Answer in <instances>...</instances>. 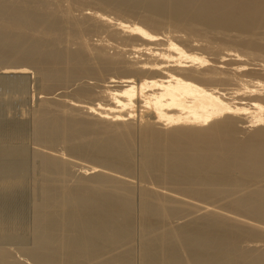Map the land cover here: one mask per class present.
<instances>
[{
	"label": "bare ground",
	"instance_id": "bare-ground-1",
	"mask_svg": "<svg viewBox=\"0 0 264 264\" xmlns=\"http://www.w3.org/2000/svg\"><path fill=\"white\" fill-rule=\"evenodd\" d=\"M76 4L119 18L89 8L91 14L76 16ZM126 16L139 22L121 19ZM101 23L113 41L100 36L98 43H88L86 35L105 31ZM164 26L202 37L210 51L218 40L240 52L228 50L208 59L169 35L153 33ZM241 55H264V0H0L4 80L27 75L30 67L37 85L53 94L54 87L75 78L116 73L101 86L96 95L102 101L94 105L68 101L63 106L44 96L37 109H28L33 112L28 120L31 144L41 148L32 150L36 198L33 212H26L33 214V246L29 236L23 242L32 248L16 240L24 248H18L25 254L20 255L37 264H135L133 240L138 233L139 264H264L262 249L242 245L264 228L247 226L238 217L264 222V82L243 77ZM18 85L23 90L26 86L18 83L14 89ZM94 91L83 84L74 94L87 98ZM137 103L141 114L136 124ZM18 126L11 127L15 142L9 143L0 123L1 238L23 235L17 225L27 203H21L19 193L31 167L23 162L29 154ZM59 146L78 160L65 158L56 150ZM136 157L142 181L172 187L204 204L145 184L136 190L137 201L132 182L124 177L134 174ZM212 203L235 215L211 209ZM193 207L200 214L185 218ZM2 246L0 264H23L11 255L12 248Z\"/></svg>",
	"mask_w": 264,
	"mask_h": 264
},
{
	"label": "rangeland",
	"instance_id": "rangeland-1",
	"mask_svg": "<svg viewBox=\"0 0 264 264\" xmlns=\"http://www.w3.org/2000/svg\"><path fill=\"white\" fill-rule=\"evenodd\" d=\"M77 5V6H76ZM75 5V7L73 6L72 7V10H74V9H76V10H74V12H73V14H76V16H78V15H81V13L83 12V13H87L88 15L89 14H91V12L93 11H97V12H99V13H102V14H106V15H108L109 17H111V18H113V20L114 19H117V18H119V16H117V15H115L114 13H112V12H110V11H108V10H104V9H102V8H98V7H95V6H91V5H87V4H80V5H78V4H76ZM85 8V9H84ZM90 9V11H89V9ZM83 9V11H81ZM76 11V12H75ZM86 11V12H85ZM78 12V13H77ZM89 12V13H88ZM78 14V15H77ZM121 19H123V20H126V21H129V22H139L138 21V19L137 18H133V17H128V16H126V17H122ZM95 20V21H94ZM92 19L91 18V21H94V22H96V23H98V24H100V21L99 20H97V19ZM102 25V28H104L105 29V31L102 29V30H100L99 32H94V33H91V34H88V36L86 35L85 36V39H87L88 40V43L90 42V43H98V41H99V39H101V37H104L105 36V38H102V39H104V40H109V41H113V40H110V39H112L111 37H110V35L107 33L108 31V29H107V27H103V23H101ZM104 25H106V24H104ZM108 26V25H107ZM168 29H170L169 31H167ZM152 31H154L153 33H159V34H161V36H168V37H171L172 39H173V41L174 42H176V43H179L180 45H183V47L187 50V51H189V52H193V53H197V54H200V55H204L205 57H209L208 59H213L214 57H216L217 56V58L219 57V56H222V54L221 53H224V51L225 52H228V50H231V52H233V53H235L236 51L237 52H240L239 50H235L234 51V49L232 48V47H230L229 45L228 46H226L225 45V43H222V42H219L218 40L215 42V44H214V48L212 49V51H210V50H208L207 49V47H206V41L204 40V39H202V37L200 38V37H198V35H195V34H187V33H185V32H182V31H176V32H174V30L172 29V28H169V27H166V26H164V27H161V28H159V29H152ZM168 32V33H167ZM104 33V34H103ZM97 34V35H96ZM101 34V35H100ZM121 33H118V36L120 35ZM90 35V36H89ZM121 35H123V33L121 34ZM96 36H101L100 38L99 37H97L96 38ZM117 36V37H118ZM120 37V36H119ZM188 38V39H187ZM98 39V40H97ZM86 40V41H87ZM93 40V41H92ZM97 42H96V41ZM116 40H117V42H118V39L116 38ZM183 40V41H182ZM186 40V41H185ZM120 42L119 43H121V42H126V41H121V40H119ZM133 41V40H132ZM135 42V41H134ZM126 43H128V42H126ZM129 43H131V42H129ZM222 43V44H221ZM202 44V45H201ZM204 44H205V46H204ZM224 44V45H223ZM186 45H189L188 47L186 46ZM219 46V47H218ZM222 46H224V47H222ZM222 47V48H221ZM227 49H226V48ZM231 48V49H229V48ZM204 48H205V50L207 51H205L204 50ZM215 48H217V49H215ZM215 49V50H214ZM108 52L109 53H111L112 52V49H109L108 48ZM201 50V51H200ZM217 51V52H216ZM208 53V54H207ZM212 53V54H211ZM217 54V55H216ZM127 57H130V55L128 56V55H126ZM261 55H258V56H252L251 57V55L249 56V57H247V55H244V56H242L241 55V57H240V59H238V63L239 62H242L241 64L243 65V67H244V65H245V72H243V69H242V71H240V73H244L245 75L243 76L244 78H252V79H255V80H260V81H263L264 82V55L263 56H261ZM213 57V58H212ZM244 57V58H243ZM258 57V58H257ZM226 58H228V57H226ZM243 58V59H242ZM215 59V58H214ZM231 59V57L230 58H228V60L227 61H229ZM233 59H235V58H232V61L234 62L235 60H233ZM231 60H230V62H232ZM237 61V60H236ZM237 63V62H236ZM237 63V64H238ZM29 69V73L27 74V75H21L20 77H18V75H16V77H18V78H16L15 77V75L14 76H12V75H7L6 76V78H5V80L7 81H5L4 80V78H3V76H0V87H1V89H0V123H1V126H4L3 127V129H4V131H3V135L5 136L6 134V136H9L8 138L5 136L4 138V140L6 141V142H9V143H11V142H13L12 141V139L14 140V142H15V139L12 137V138H10L11 137V134H13L12 132H10V130H11V127H15L16 125L18 126V124H19V131H20V134H21V142L22 143H24V145L27 143V145H25L24 147L26 148V151H27V153L26 154H29V155H25V157L23 158V162H24V164H25V162L27 163V164H25V166H27L26 168H32L33 169V173H32V169L30 168L29 170H30V174H28L27 172H28V169H27V171H26V173L28 174L27 176L28 177H26V179H25V183H24V185H23V187H25L24 189L22 188L20 191L21 192H23V193H19V195L20 194H27V196L28 197H26V195L24 194L23 196H25V197H23L22 195H20L21 196V203L22 202H26L27 204H25V203H23V204H21V205H23V206H21L22 207V215L23 216H21V219H20V221H19V224L17 225V226H20L21 227V231L23 232V235H22V238L21 237H10V238H1L0 237V241L2 240H5L4 242H5V244H2L3 242H0L1 244V246H2V248L4 247L5 249L6 248H12L11 250L12 251H14L13 252V254H12V251L10 250V249H7L9 252L11 251V255L12 256H14V258H16V259H18L17 261H19V262H21V263H23L24 264V262H25V264H37L36 262H33V261H31V259L30 258H27V256L24 258L22 255H20V254H23L22 252H20V251H22L24 248H22L21 249V246L22 247H29L30 246V244L32 245V237H31V235H30V233H29V229H31L32 227V223H33V219H32V217H33V214L32 215H27V214H31L33 211H31V209L30 208H32V205H33V201L35 200V198H36V194L35 193H32V192H34V191H32V187L34 186V177H36L35 175H36V166H37V159L36 158H34V159H36L35 161L33 160V157H35V156H33L34 155V151L32 152V150H36V148H41V146H39V145H36V143H34L35 145H33L32 146V144H33V142L32 141H34L32 138V136L30 135V133L32 134V130H31V126L28 124V120H29V117L32 115L31 113H33V112H30L31 110L33 111V110H35V108L37 109V107H38V104H39V101L41 100V99H43V97L45 96V97H47V98H45V99H48L49 97V99H51L52 98V101L54 102H58L60 105H63V104H67V103H65V102H75L76 103V101H78L77 102V104L79 103V104H86V105H94L95 103H98L99 101H102L101 99H100V97L98 98V96L97 95H99L98 94V91L100 90V88H101V86L102 85H104V84H106V82H108V80L107 79H110V77L112 76V75H116V73L114 74L113 72H109V73H105V74H103L102 76H96L95 78H94V76H81V77H79V79L78 78H75L74 80H72V81H70L69 82V84L68 85H63V86H56V87H54L52 90H51V92L53 93V94H45L44 93V90L41 88V86L40 85H37V77H36V74L33 72V69H31L30 67L28 68ZM33 75V76H32ZM104 75H105V78H103L104 77ZM109 75V76H108ZM8 76L10 77V76H12V77H14V78H12L13 80H15L16 81V79L17 80H19L20 82H23V79H24V82L26 83V84H24V82H23V84L22 83H20V82H13V81H11V78L10 79H8ZM23 76V77H22ZM31 76V77H30ZM5 77V76H4ZM36 77V78H35ZM99 77V78H98ZM31 78H32V80H31ZM20 79H22V81L20 80ZM106 79V80H105ZM36 83H35V82ZM6 82V86H5V83ZM11 83L12 84V82L15 84H21V85H26V86H24V90H23V86H22V88L19 86V88H16V89H14L15 87H16V84H15V86L12 84H7V83ZM75 82V83H74ZM33 84V85H32ZM34 84L35 85H37V86H34ZM39 84V83H38ZM83 84L85 85V86H87L88 85V88H90L92 91H94L93 93H95V94H93V96H91V97H80V96H76L74 93H75V90H76V88L77 87H79V86H83ZM10 86H12V88L10 87ZM31 86V87H30ZM34 86V87H33ZM40 86V87H39ZM92 86V87H91ZM94 86V87H93ZM96 86V87H95ZM10 87V88H9ZM25 87H26V91H25ZM235 87H237V85L235 86ZM34 88H36V89H34ZM40 88H41V90H40ZM6 89V90H5ZM17 89H18V91L20 92V90L19 89H22L21 91H22V93H18V92H15V91H17ZM38 89V90H37ZM40 90V91H39ZM25 91V92H24ZM39 91V92H38ZM241 91V90H240ZM13 92H15V95H14V93ZM27 92V93H26ZM34 92V93H33ZM44 94V95H43ZM97 94V95H96ZM14 95V96H13ZM29 95V96H28ZM31 95V96H30ZM17 96V97H16ZM21 96H22V98H21ZM26 96V97H25ZM33 96V97H32ZM49 96V97H48ZM16 97V98H15ZM80 97V98H79ZM34 98V99H33ZM41 98V99H40ZM7 99V100H6ZM15 99V100H14ZM19 99V100H18ZM27 99V100H26ZM32 100V101H29V100ZM48 99V100H49ZM63 99V100H62ZM2 100V101H1ZM24 100H25V102H27L26 103V105L24 104ZM57 100V101H56ZM22 101V102H21ZM36 102V103H34V102ZM62 101L64 102V103H62ZM79 101H81V103L79 102ZM10 102V103H9ZM30 102V103H29ZM68 102V103H69ZM32 103V104H31ZM1 104H2V106H1ZM12 104V105H11ZM56 104V103H55ZM139 103H137L136 105H135V108H133L135 111H133L134 112V114H135V116H134V122L137 124L138 122L137 121H140V114H141V112H140V108H138V107H140L139 105H138ZM17 105V106H16ZM20 105H24L23 107L22 106H20ZM28 106V107H27ZM64 106V105H63ZM138 106V107H137ZM15 107V108H14ZM21 109H20V108ZM25 107V108H24ZM33 109H32V108ZM2 108V109H1ZM3 108H4V111H3ZM17 108V109H16ZM30 111H29V110ZM138 111H137V110ZM2 110V111H1ZM6 110V111H5ZM16 110V111H15ZM20 110V112H19V114H16V113H18L17 111H19ZM26 110V111H25ZM80 111V110H79ZM82 111V110H81ZM7 112H8V114H7ZM84 112V111H83ZM137 112V113H136ZM80 113V112H79ZM82 113V112H81ZM140 113V114H139ZM4 114V115H3ZM7 114V115H6ZM16 114V115H15ZM29 114H31V115H29ZM82 114H85V112L84 113H82ZM6 115V116H5ZM9 115V116H8ZM13 116V117H12ZM16 116V117H15ZM20 118H19V117ZM147 116V115H146ZM3 117V118H2ZM25 117H27V119L25 118ZM145 117V116H144ZM8 118V119H7ZM7 119V120H6ZM31 119V118H30ZM5 120V121H4ZM11 121V122H8V121ZM16 120H18L19 122H17ZM4 123H3V122ZM8 123H7V122ZM14 122V123H13ZM26 122V123H25ZM133 122V123H134ZM3 123V124H2ZM22 123V124H21ZM30 123H31V120H30ZM5 124V125H4ZM11 125V126H8V125ZM14 125V126H13ZM30 126V127H29ZM6 127V128H5ZM9 127V128H8ZM23 127H24V129H23ZM8 128V129H7ZM23 131V133H21L22 131ZM28 130V131H27ZM5 131H7V132H5ZM25 131V132H24ZM245 132V133H244ZM10 133V134H9ZM244 134H246V131H242L241 132V135H244ZM24 135V136H23ZM28 135V136H27ZM32 137V138H30V136ZM23 136V137H22ZM25 137V138H24ZM29 137V138H28ZM7 139V140H6ZM11 139V140H10ZM29 139V142L27 141ZM32 139V140H31ZM11 142H10V141ZM23 140V141H22ZM17 141V140H16ZM29 143V144H28ZM32 143V144H31ZM32 147H31V146ZM37 146V147H36ZM29 147H30V149H29ZM60 148H61V150H60ZM55 149H56V147H55ZM30 150V151H29ZM56 150H58L59 152H62L63 153V156L65 157V158H67V159H69L70 161H77L78 159L77 158H75V157H71L69 154H67V152H66V155H65V153H64V149L62 150V147L61 146H59V147H57V149ZM139 149H138V147L136 148V155H137V157L139 156V151H138ZM28 151H29V153H28ZM137 152H138V154H137ZM31 153H33V154H31ZM33 156V157H32ZM136 157V164H135V171H134V174L132 173V174H130L131 175V178L129 177L130 175H123L124 177H126V178H128L129 180H130V182H132L131 183V185L133 186V188L135 189V199L137 200V196H139V190L138 189H140L141 187H150V188H153V189H157V190H159V189H161V190H165L166 192H169V189H170V191L171 192H169V193H173V194H175V192L177 193V195H179V196H181L182 198H184V199H187V200H192V202H195V203H203V202H200V201H198V200H196V199H194V198H190V197H188V196H185V195H182V194H178V192H177V190H174L172 187L171 188H169L168 189V186H167V189H168V191H167V189H165L166 187L164 186V187H160V188H158L157 186H158V184H156L154 181H150L149 179L147 180L146 179V181H150L149 183L148 182H144V181H142L139 177L140 176H138L139 175V164L137 163V159L139 158H137ZM25 160V161H24ZM32 160L34 161V162H32ZM29 162V163H28ZM32 162V163H31ZM81 163H83L84 165H87V166H92V165H95L94 163H92V162H90V161H87V160H85V161H80ZM31 164H32V166H31ZM72 166L74 165L73 164V162H72V164H71ZM28 166H30V167H28ZM71 167V166H70ZM75 168V169H74ZM100 168L101 169H104L105 170V168H103V167H101L100 166ZM71 169H73L74 171L77 169V167L75 166V167H71ZM105 171H108V172H110V170H105ZM35 172V173H34ZM112 172V171H111ZM35 174V175H34ZM120 176L122 175V174H119ZM134 175V176H133ZM34 176V177H33ZM139 178V179H138ZM28 179H29V181H28ZM133 179V180H132ZM135 179V180H134ZM139 180V181H138ZM140 180H141V183H140ZM29 182V183H27V182ZM135 181V182H134ZM32 182V183H31ZM144 182V183H143ZM27 183V184H26ZM134 183H136V184H134ZM147 183V184H146ZM145 184V185H144ZM26 185V186H25ZM139 185V186H138ZM140 185H141V187H140ZM144 185V186H143ZM160 186V185H159ZM136 187V188H135ZM139 187V188H138ZM35 188H36V186H35ZM164 188V189H163ZM28 189H31V191L29 190L28 191ZM172 189V190H171ZM24 190V191H23ZM36 190V189H35ZM136 190L138 191V193L136 192ZM136 194H138V195H136ZM30 195V196H29ZM33 195H35V196H33ZM32 198V199H31ZM139 200V199H138ZM137 200V201H138ZM204 204V203H203ZM218 204V205H217ZM213 205H215V206H213ZM217 206V207H216ZM219 206V207H218ZM26 208L25 210H24V208ZM27 207H29V208H27ZM209 207L211 208V209H213V210H215V211H218L219 210V212H222V211H224V213L225 214H232V215H235V213L234 212H231L230 213V211L229 210H227V211H225L224 209V207L223 206H221V203L219 204V203H212V204H210L209 205ZM194 208V207H193ZM193 208H191L192 210H190L191 212H189L190 214H187L186 216L187 217H185V218H188V216L190 215H192V214H194L195 215V213L196 214H200V211H197V209H193ZM30 209V210H29ZM217 209V210H216ZM194 210H195V212H194ZM28 211H31V212H29V213H26V212H28ZM198 212V213H197ZM227 212V213H226ZM229 212V213H228ZM25 215H24V214ZM201 213H203V210L201 211ZM27 215V216H26ZM137 215H138V213H137ZM28 216H30L29 218H27ZM189 216V217H190ZM139 217V216H138ZM238 217H242L241 219L242 220H245L244 221V223L245 222H248L247 223V226H252V227H254V228H256V229H258L259 231L260 230H262V228H264V222L262 223V221L260 222L259 220H253V219H250V218H247V217H244V216H238ZM26 218V219H25ZM22 219H25V220H22ZM30 221H32V222H30ZM138 221V222H137ZM181 221H183V220H181ZM25 222V223H24ZM21 223H22V225H21ZM136 223H137V228H138V223H139V218H138V220H137V218H136ZM249 224V225H248ZM28 226V228H25V227H27ZM30 227V228H29ZM26 229H28V231L26 230ZM26 231V232H25ZM136 231H137V229H136ZM24 233H26V234H24ZM137 234L138 233H136V239H134L133 240V242L135 243V244H133V248H134V251H135V264H139V251H140V249H139V247L141 246L140 244H138L139 243V236H137ZM264 232H262L261 233V235H259L257 238H255V239H245L242 243V245L243 246H247V247H255V248H257V246H258V248H260V249H262L263 251H264ZM27 237V236H29L28 238L30 239V241H31V243L29 244L27 241V243H25V241L23 242V240L25 239H23V237ZM138 237V238H137ZM262 241H260V240ZM7 240H10V244L7 242ZM16 240H18V241H16ZM26 240V239H25ZM28 240V239H27ZM18 242L21 246H18L19 244L18 243H13V242ZM138 241V242H137ZM257 241V242H256ZM13 244H12V243ZM23 242V243H25V246H24V244L22 245L21 243ZM262 244V245H260V243ZM256 243V244H255ZM29 244V245H28ZM254 244V245H253ZM258 244V245H257ZM139 245V246H138ZM6 246V247H5ZM12 246V247H11ZM33 246V245H32ZM32 246H30V248H32ZM262 246V247H261ZM14 247V248H13ZM26 247H25V249H26ZM16 248V249H15ZM18 248H19V250L20 251H18ZM30 248H27V249H30ZM141 248V247H140ZM139 249V251H136V250H138ZM17 250V251H16ZM23 255H25V254H23ZM18 256V257H17ZM22 256V257H21ZM21 257V258H20ZM21 259V260H20ZM22 259H24V260H26V261H24V260H22ZM28 260V261H27ZM31 261V262H30ZM39 264V263H38Z\"/></svg>",
	"mask_w": 264,
	"mask_h": 264
}]
</instances>
